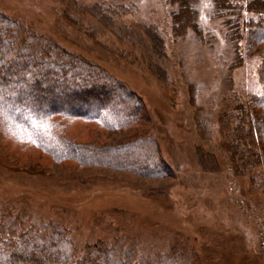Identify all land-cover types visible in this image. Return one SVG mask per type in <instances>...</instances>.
<instances>
[{
    "label": "rangeland",
    "instance_id": "obj_1",
    "mask_svg": "<svg viewBox=\"0 0 264 264\" xmlns=\"http://www.w3.org/2000/svg\"><path fill=\"white\" fill-rule=\"evenodd\" d=\"M191 1L186 10L193 19L180 24L177 35L172 12L179 0H0L1 12L130 88L144 103L158 134L159 155L173 170L151 177L75 161L55 163L37 150L15 151L9 145L4 152L12 158L0 159V224L18 231L53 223L77 253L106 240L132 248L139 259H151L179 234L190 240L203 264H264V196L250 185L262 168L234 170L217 121L222 105H234L232 98L239 103L264 94L261 59L240 36L235 65L212 0ZM77 4L95 5L106 19L127 27L132 36L134 31L136 45L98 14L82 16ZM79 16L86 30L72 24ZM195 22L203 29L201 39ZM234 123L226 124L227 135ZM70 128L83 140L97 137L103 143L130 132L105 131L80 120ZM196 147L212 154L215 164H200Z\"/></svg>",
    "mask_w": 264,
    "mask_h": 264
},
{
    "label": "trees",
    "instance_id": "obj_2",
    "mask_svg": "<svg viewBox=\"0 0 264 264\" xmlns=\"http://www.w3.org/2000/svg\"><path fill=\"white\" fill-rule=\"evenodd\" d=\"M173 1L169 0L174 4ZM189 2L192 1L179 0L180 7L172 12L177 35L181 34L177 27L187 26L186 21L193 19L186 10ZM212 2L213 13L221 18L233 48L234 64L240 61L238 43L243 36L247 50L261 59L258 73L264 87V36L255 38L257 33H264V0ZM76 7L82 16L88 12L98 14L110 29L123 33L136 45L135 32L132 36L127 27L106 19L97 6ZM62 16L70 20L66 12ZM82 16L79 22H72L77 30H86ZM195 33L198 39L204 36L196 22ZM159 44L160 40H156L158 47ZM231 102L233 106L226 107L225 103L217 113L222 148L235 171L247 169L252 173L262 168V172L250 177V185L252 191L264 196V94L239 103L232 98ZM77 120L105 131L130 132L107 143L97 137L83 140L70 128ZM202 120L199 118V124L204 130ZM231 120L235 123L227 135L226 124ZM157 136L144 103L124 83L0 11V159L12 158L11 153L4 152L10 145L15 151L37 150L55 163L75 161L81 166H107L142 176H168L173 170L159 155ZM163 137L169 138L165 133ZM238 149H243V154ZM195 154L200 164H215L213 155L198 147ZM10 225L0 224V264H203L190 240L179 234L171 237L163 253L139 259L132 248H121L106 240L88 243L77 253L64 230L53 223L38 229L30 225L18 231Z\"/></svg>",
    "mask_w": 264,
    "mask_h": 264
}]
</instances>
